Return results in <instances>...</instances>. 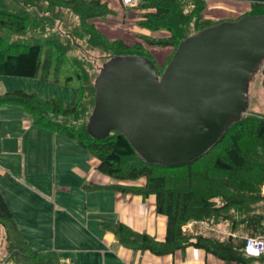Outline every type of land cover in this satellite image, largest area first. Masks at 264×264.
Listing matches in <instances>:
<instances>
[{
    "label": "trees",
    "instance_id": "16d2710c",
    "mask_svg": "<svg viewBox=\"0 0 264 264\" xmlns=\"http://www.w3.org/2000/svg\"><path fill=\"white\" fill-rule=\"evenodd\" d=\"M236 1L249 2L246 13H264V0ZM135 6L142 10L138 26L167 34L136 32L132 44L107 37L91 21L117 14L104 0H0V74L37 77L43 57L46 70L54 53L76 66L81 83L73 104L16 88L0 93V105H21L36 124L75 139L99 159L100 171L117 180L145 177L143 185L114 187L144 196L154 194L157 211L167 216L166 237L158 240L121 221L104 223L123 245L158 254L193 245L227 262L251 264L256 257L244 253L245 237L264 234V114L245 113L208 152L174 167L145 161L119 130L103 138L87 130L96 93L95 83L89 82L87 54L107 53L106 60L116 55L148 56L161 73L180 41L220 21L204 16L207 0H136ZM147 45L173 49L159 64ZM192 220L222 226L230 233H194L184 228ZM0 226L15 264H61L55 250L30 249L1 191Z\"/></svg>",
    "mask_w": 264,
    "mask_h": 264
},
{
    "label": "crops",
    "instance_id": "0c3cea01",
    "mask_svg": "<svg viewBox=\"0 0 264 264\" xmlns=\"http://www.w3.org/2000/svg\"><path fill=\"white\" fill-rule=\"evenodd\" d=\"M104 1L117 12L116 18L124 17L120 11L121 0ZM217 1L220 0H207L206 18H237L220 12L222 9L208 13L219 3L231 11L242 10L240 15L250 7L248 1ZM133 5L135 3L126 6ZM131 10L135 13L133 17L127 15L125 18L131 19L130 29L134 35L136 32L167 34L165 30L151 31L138 26L136 21L141 18L142 10ZM110 16L97 19L108 22ZM93 22L111 39L122 38L129 44L137 39L127 40L123 33L111 37L97 21ZM122 25L126 27V24ZM147 47L152 52L151 46ZM164 49L165 60L173 48L166 46ZM2 90L0 86V93L4 92ZM98 164L99 159L75 139L36 124L23 106L0 105V191L32 251L55 250L61 264H243L227 262L193 245L176 249L173 253L158 254L150 249H135L120 243L104 223L121 221L162 241L167 233V216L157 211L154 194L144 196L114 187L143 185L142 180L138 183L117 180L100 171ZM52 168L64 181L61 190L52 179ZM201 224H187L184 228L194 233L212 234ZM220 228L223 235L230 233L226 228ZM251 264H264V255L253 258Z\"/></svg>",
    "mask_w": 264,
    "mask_h": 264
},
{
    "label": "water",
    "instance_id": "95a60500",
    "mask_svg": "<svg viewBox=\"0 0 264 264\" xmlns=\"http://www.w3.org/2000/svg\"><path fill=\"white\" fill-rule=\"evenodd\" d=\"M263 63L264 13L222 19L187 36L161 73L148 56H112L95 79L87 130L96 138L119 130L151 164L194 161L247 112Z\"/></svg>",
    "mask_w": 264,
    "mask_h": 264
},
{
    "label": "rangeland",
    "instance_id": "374dc122",
    "mask_svg": "<svg viewBox=\"0 0 264 264\" xmlns=\"http://www.w3.org/2000/svg\"><path fill=\"white\" fill-rule=\"evenodd\" d=\"M217 2H227L225 0H220ZM120 11L124 13V17L116 18L110 16L108 18V22H101L97 18L91 19L93 22L94 20L97 21L100 27L102 29L107 30L111 37L117 36L119 33H123L124 37L127 40L133 41L136 37L133 32L130 29L131 26V19H126L125 17L127 15H130V18L133 17L135 14L133 10L131 9H138L137 6H126L122 3H120ZM217 8L209 9L208 13L211 11L215 12L216 10L222 9L220 12H224L225 14L229 16H240L239 10L231 11L230 9H225L226 6H224L222 3H219V5L216 6ZM224 7V8H220ZM209 8V7H208ZM228 8V7H227ZM250 8V7H249ZM246 13V12H245ZM205 16V11H204ZM220 18V17H219ZM126 24V27L124 28V25ZM95 24V22H94ZM79 47L83 48L84 46L79 44ZM153 54L156 56L158 63L164 60L166 50L162 47L157 46H151ZM90 61L93 62L87 66V70L89 67V82L95 81L96 76L100 72V68L104 61L108 58L109 54L107 53H95V54H87ZM44 62L45 57H43V64L41 65V69L39 71V76L34 77H21V76H13V75H2L0 74V86L2 87V91H6L9 89H23L27 92H36L40 97L42 98H52V97H58L59 99H63L68 104H73L77 97V88L80 87V79L78 77V73L76 69H74L76 66L66 57L59 56L58 54H52L51 60L47 66V69L44 70ZM93 64V65H91ZM71 77V78H68ZM94 87H92L93 89ZM247 112H257L264 114V79L263 74L261 71H259L255 78L250 83V103ZM246 112V113H247ZM69 171V170H67ZM70 171H73L70 169ZM50 173L53 175V180L55 181V184L58 185V189L61 190L64 184V181L59 179L60 175L55 168H52L50 170ZM71 173V172H70ZM77 174V173H76ZM75 174V175H76ZM73 179L75 178L73 174L70 175ZM139 180H142L143 184L145 183V177H139L137 179H132L134 182H139ZM76 193V192H75ZM203 220H192L189 223L194 224H200ZM187 223V224H189ZM203 227L205 225H208L209 227H212L214 229H219L220 232L214 233L215 230L210 229L212 234L209 235H223L224 232L221 230L219 226H214L212 224H208L206 221L201 224ZM186 225H184L185 227ZM9 242L7 237L4 234V231L2 227L0 226V264H15L10 260L11 251L9 250Z\"/></svg>",
    "mask_w": 264,
    "mask_h": 264
},
{
    "label": "built area",
    "instance_id": "2783aa9c",
    "mask_svg": "<svg viewBox=\"0 0 264 264\" xmlns=\"http://www.w3.org/2000/svg\"><path fill=\"white\" fill-rule=\"evenodd\" d=\"M124 5H132L136 0H121ZM204 223V221L200 222ZM193 224V223H189ZM205 231L211 232L210 229L215 230L214 233L220 232L219 229H214L213 226L205 225ZM244 253L251 257H260L264 255V234L263 235H248L245 237Z\"/></svg>",
    "mask_w": 264,
    "mask_h": 264
},
{
    "label": "flooded vegetation",
    "instance_id": "af4514ba",
    "mask_svg": "<svg viewBox=\"0 0 264 264\" xmlns=\"http://www.w3.org/2000/svg\"><path fill=\"white\" fill-rule=\"evenodd\" d=\"M262 68H264V63H263V65H262Z\"/></svg>",
    "mask_w": 264,
    "mask_h": 264
}]
</instances>
